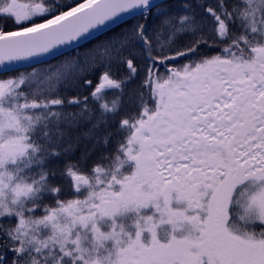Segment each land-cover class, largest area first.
Returning a JSON list of instances; mask_svg holds the SVG:
<instances>
[{"label": "snow or ice", "instance_id": "6c2138e0", "mask_svg": "<svg viewBox=\"0 0 264 264\" xmlns=\"http://www.w3.org/2000/svg\"><path fill=\"white\" fill-rule=\"evenodd\" d=\"M200 8L0 0V264H264V0Z\"/></svg>", "mask_w": 264, "mask_h": 264}, {"label": "trees", "instance_id": "16d2710c", "mask_svg": "<svg viewBox=\"0 0 264 264\" xmlns=\"http://www.w3.org/2000/svg\"><path fill=\"white\" fill-rule=\"evenodd\" d=\"M49 2L55 3V0H49ZM62 2H63V0H62ZM77 2H79V0H77ZM180 2H183V0H180ZM189 2L192 4V7L197 10V12H200V11H202V9L200 8L201 2L204 4L205 7L215 6L217 0H189ZM130 20H132V19H130ZM130 20H127L123 23L121 22L120 26H113L112 29H108V30L96 35L95 38L87 40V41L77 45L76 47L63 52L62 54L55 56L54 58L46 59V62H42L41 64L36 65V66L45 67V66H47V64H55V63H58V62H61L64 60H71L72 57L76 56L77 53H79L81 60L90 61L91 55L94 52L93 49L95 48V46L100 44L102 41L107 40L112 35L113 30L115 32H120L121 27L129 26L131 24ZM4 23H5L4 21L0 20V24H4ZM7 24H8V27L5 30H15V28L12 27L10 21L7 22ZM185 39H187V38H185ZM215 51H216V49H208L209 54H212ZM101 70H102V68H97L93 72L87 73L85 78L90 77V78H93V80L95 81L96 75H98L99 71H101ZM76 91H77V89L69 88L67 90V96L75 95ZM84 94L87 95V92H84ZM109 95L111 96V93H109ZM68 110L74 111L75 109L70 108ZM87 127L88 126L86 124L82 125L80 128L75 130V132L73 133V136L87 130ZM90 146H91V141H86V140L81 139L80 146L77 149L76 154L79 155L80 151L84 150L85 147H90Z\"/></svg>", "mask_w": 264, "mask_h": 264}, {"label": "bare ground", "instance_id": "6f19581e", "mask_svg": "<svg viewBox=\"0 0 264 264\" xmlns=\"http://www.w3.org/2000/svg\"><path fill=\"white\" fill-rule=\"evenodd\" d=\"M130 19H131V18L125 17V21L130 20ZM125 21H124V22H125ZM130 22L133 23L134 21H133V20H130ZM122 23H123V22H122ZM74 47H76V45L73 46L72 48H74ZM98 55H99V56H98ZM93 58H95V60L99 61V60L102 59V55H100L99 52H95V51H94L93 54L91 55V59H90V61H92Z\"/></svg>", "mask_w": 264, "mask_h": 264}, {"label": "water", "instance_id": "95a60500", "mask_svg": "<svg viewBox=\"0 0 264 264\" xmlns=\"http://www.w3.org/2000/svg\"><path fill=\"white\" fill-rule=\"evenodd\" d=\"M105 30H106V29H105ZM100 33H101V32H100ZM97 34H99V33H96V35H97ZM84 41H85V40H81V41H79L78 43H74L73 46L78 45V44H80L81 42H84ZM73 46H72V47H73ZM72 47H71V48H72ZM68 49H70V48L62 49V52L65 51V50H68Z\"/></svg>", "mask_w": 264, "mask_h": 264}]
</instances>
